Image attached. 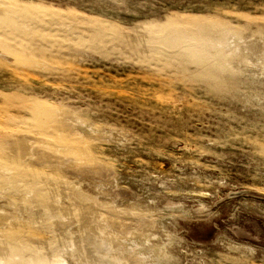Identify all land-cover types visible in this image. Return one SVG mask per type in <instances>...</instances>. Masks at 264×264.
I'll use <instances>...</instances> for the list:
<instances>
[{
    "label": "rangeland",
    "instance_id": "374dc122",
    "mask_svg": "<svg viewBox=\"0 0 264 264\" xmlns=\"http://www.w3.org/2000/svg\"><path fill=\"white\" fill-rule=\"evenodd\" d=\"M0 264H264V0H0Z\"/></svg>",
    "mask_w": 264,
    "mask_h": 264
}]
</instances>
